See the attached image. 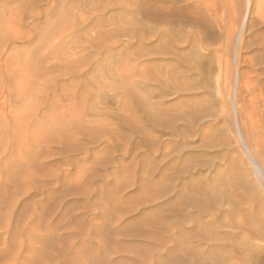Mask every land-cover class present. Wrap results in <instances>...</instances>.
<instances>
[{"label":"rangeland","instance_id":"1","mask_svg":"<svg viewBox=\"0 0 264 264\" xmlns=\"http://www.w3.org/2000/svg\"><path fill=\"white\" fill-rule=\"evenodd\" d=\"M191 1L0 0V264H264V0Z\"/></svg>","mask_w":264,"mask_h":264},{"label":"bare ground","instance_id":"2","mask_svg":"<svg viewBox=\"0 0 264 264\" xmlns=\"http://www.w3.org/2000/svg\"><path fill=\"white\" fill-rule=\"evenodd\" d=\"M178 1H179V0H178ZM192 1H194V0H192ZM192 1H191V2H192ZM204 2H205V1H204ZM204 2L202 3V1H201L202 4H205ZM173 3H174V2H173ZM187 3H188V2H187ZM195 3H196V2H195ZM61 4H62V3H61ZM185 4H186V2H185ZM188 4H189V6H190V4H194V3L192 2V3H188ZM198 4H199V3H198ZM198 4H197V5H198ZM206 4H207V3H206ZM208 4H209V3H208ZM208 4H207L206 6H205V5H204V6L207 7ZM54 5H55V4H54ZM54 5H53V6H54ZM171 5H172V4H170V6H171ZM173 5H174V4H173ZM173 5H172V6H173ZM199 5H200V4H199ZM216 5H217V4H216ZM172 6H171V7H172ZM174 6L176 7V8H175V10H176V9H178L177 7L180 6V5L177 6V4H176V5H174ZM181 6H182V5H181ZM186 6H187V5H186ZM189 6H188V8H190ZM193 6H194V5H193ZM193 6H192V7H193ZM209 6H210V5H209ZM212 6H213V5H212ZM49 7H50V6H49ZM171 7H170V8H171ZM182 7H183V6H182ZM182 7H181V8H182ZM192 7H191V9H193ZM168 8H169V7H168ZM173 8H174V7H173ZM195 8H196V7H195ZM201 8H203V7H201ZM261 8H262V7H261ZM171 9H172V8H171ZM171 9H170V10H171ZM183 9L185 10V8H183ZM183 9H182V10H183ZM197 9H199V7H198ZM206 9L209 10L208 7H207ZM51 10H52V9H51ZM173 10H174V9H173ZM173 10L170 11V16H171V12H172ZM180 10H181V9L179 8L178 11H180ZM186 10L188 11L189 9H186ZM193 10H195V9H193ZM193 10H192V11H193ZM207 10H206V12H208ZM210 10H211V9H210ZM213 10H214V8H213ZM47 11H48V10H47ZM156 11H157V10H156ZM202 11L204 12V10H202ZM214 11H216V9H215ZM189 12L191 13V11H189ZM189 12H188V13H189ZM195 12H198V11H195ZM203 12H201V13L203 14ZM210 12H212V11H210ZM256 12H257V11H256ZM49 13H50V12H49ZM163 13H164V12H163ZM173 13H174V12H173ZM177 13H178V12H177ZM193 13H194V11H193ZM193 13H192V15H193V17H194L195 14H193ZM259 13H260V12H259ZM45 14H46V13H45ZM174 14H175V13H174ZM174 14H173V15H174ZM198 14H199V13H198ZM202 14H201V15H202ZM46 15H47V14H46ZM166 15L168 16V14H165L164 16H166ZM175 15H176V14H175ZM180 15H181V11H180ZM186 15H187V14H186ZM205 15H206V13H205ZM205 15H204V16H205ZM208 15H209L210 17L207 16V15H206V16L210 18L209 21H210V24H211V28H212V26H215V27L218 29L217 31H218L219 34H220V37H219V38L221 39V45H219L218 47L212 48V47H214L212 41H211V43H209V41H208V43H209L210 46L212 45L211 48H212V50L214 51L215 57L217 56V59H218V58L220 59V55L222 54V52H226L227 50H225V49H227V47H228L229 44H232V43H229V42L234 41V40H233V36H234V35L232 36V34H233V32H234L233 30H234L236 27L234 28V21H233V19H232V20L230 19L229 21H228V19H226L228 22L225 23V22H223V20H222V18H221L220 16H218V17H220L221 19H218V18H217V16H216V15H217L216 12H215L214 14H213V13H208ZM256 15H257V14H256ZM190 16H191V15H190ZM196 16H199V15H196ZM196 16H195V17H196ZM180 17H182V16H180ZM193 17H192V18H193ZM258 17H259V16H258ZM166 18H167V17H166ZM168 18L170 19V17H168ZM185 18H186V17H185ZM199 18H200V20H202L201 17H199ZM209 18H208V19H209ZM225 18H226V17H225ZM45 19H46V18H45ZM73 19H74V18H73ZM159 19H161V21H162V19L164 20L163 17H162V18H158V20L156 21L157 23H158ZM190 19H191V17H190ZM195 19H196V18H195ZM259 19H260V18H259ZM83 20H84V19H83ZM137 20H138V19H137ZM179 20H180V19H179ZM203 20H205V19H203ZM47 21H48V20H47ZM89 21H90V20H89ZM139 21H140V20H139ZM165 21L167 22V20H164V21H162V23L164 22V24H165ZM182 21H183V20H182ZM184 21H187V18H186V20L184 19ZM184 21H183V23H182L183 25H185V24H184ZM190 21H191V20H190ZM196 21H197V19H196ZM81 22H84V21H81ZM90 22H91V21H90ZM156 22H154V23H155V26H156V24H157ZM187 22H188V21H187ZM198 22H199V21H198ZM198 22L194 23V25H192V26L195 27V29L197 28V29H199L201 32H203V36H204V35H205V37H206V35L208 36L207 33H209V36H210V31L208 32V29H206L204 26H200V25L203 24V22H202L200 25L198 24ZM207 22H208V20H207ZM205 23H206V22H205ZM224 23H225V25H224ZM242 23H243V22H242ZM69 24H70V23H69ZM81 24H82V23H81ZM81 24H79V25H81ZM83 24H84V23H83ZM89 24H90V23H89ZM158 24H159V23H158ZM172 24H173V23H172ZM77 25H78V23L76 24V23H74V21H73L72 25H71L70 27H68V29L66 28L65 30H66V31L69 30V32H73V31L77 28V27H76ZM79 25H78V26H79ZM101 25H103V24H101ZM166 25H167V23H166ZM166 25H165V27H168V26H169V25H168V26H166ZM205 25H206V24H205ZM84 26H85V25H84ZM103 26H104V25H103ZM185 26H187V25H185ZM209 26H210V25H209ZM160 27H161V26H160ZM165 27H164V28H165ZM189 27H190V26H189ZM189 27L187 26V28H189ZM102 28H103V27H102ZM142 28H144V26H143ZM150 28H151V27H150ZM154 28H156V27L153 26V28H151V29L153 30ZM168 28H169V27H168ZM182 28H183V27H182ZM182 28H181V29H182ZM187 28H183V29H185V31H187ZM241 28H242V27H241ZM92 29H93V28H92ZM99 29H100V28H99ZM148 29H149V28H148ZM156 29H157V28H156ZM160 29H161V28H160ZM165 29H166V30L164 31L163 28H162V30H163L165 36H168V38H169L170 41H172V40L174 41V39H173V34H175L176 32L174 31L175 33L171 34L173 31H172V32H169V30H168L167 28H165ZM189 29H190V28H189ZM192 29H193V28H192ZM192 29H191V30H192ZM195 29H194V30H195ZM197 29H196V30H197ZM65 30H64V31H65ZM81 30H82V29H81ZM89 30H90V29H89ZM143 30H144V32L146 31L145 29H143ZM143 30H142V31L139 30V33H138V34H140V31H141V33H144ZM162 30H161V31H162ZM235 30H236V29H235ZM62 31H63V30H62ZM62 31H61V32H62ZM76 31H77V30H76ZM238 31H239V30H238ZM61 32H60V34H61ZM149 32H151V31H149ZM190 32H191V31H188V33H190ZM192 32H195V31L192 30ZM196 32H199V31L197 30ZM82 33H84V32L82 31ZM145 33H146V32H145ZM145 33H144V34H145ZM199 33H200V32H199ZM234 33H235V32H234ZM71 34H72V33H71ZM131 34H132V33L128 34V36L131 35ZM138 34H137V35H138ZM153 34L156 35V37H157V36L162 37V35H164L163 33H162V35H161V34H160V31H158V30H157L155 33H153ZM191 34H193V33H191ZM191 34H189V35L191 36ZM195 34L197 35L198 33H195ZM219 34H218V36H219ZM237 34H238V33H237ZM68 35H69V34H68ZM85 35H86V34H85ZM142 35H143V34H142ZM146 35H147V33L145 34V36H146ZM154 35H153V36H154ZM62 36H63V35H62ZM133 36H134V34H133ZM135 36H136V35H135ZM135 36H134V37H135ZM140 36H141V34H140ZM143 36H144V35H143ZM165 36H163L162 38H164ZM176 36H177V35H176ZM187 36H188V35H187ZM187 36H185V38H186ZM192 36H193V35H192ZM197 36H198V35H197ZM199 36L201 37V35H199ZM218 36H217V37H218ZM231 36H232V38H231V40H230V37H231ZM129 37H130V38H128V39H131V40H132L133 37H132V38H131V36H129ZM178 37H179V36H178ZM180 37H181V36H180ZM200 37H198V39H199L198 42H197V41H196V42L194 41L195 38H194L193 41H192V44H196V48H197V50L195 51V53H197V54H195V55H197V56H198V54H200V53L202 52V50H204V49H205V50H208V49L210 50V46H208V43L206 42V41H207V40H206L207 38L205 39V37H204V42H206V43L204 44V43H202L203 40H202ZM58 38H59V37H58ZM64 38H65V37H64ZM136 38H137V40H138L139 37L137 36ZM162 38H160V40H162ZM183 38H184V37L182 36L181 40H183ZM196 38H197V37H196ZM61 39H62V41H63V38H61ZM61 39H60V40H61ZM86 39H87V38H86ZM86 39L83 40V43L85 42V45L87 44V47H94V48L96 47L97 49L99 48L98 50H99L100 52L103 51L104 44H102V43H97V45H95V44H93L92 42H89L90 39H88L87 41H86ZM158 39H159V38H158ZM178 39H179V38H178ZM178 39H175V40L178 41ZM189 39H190V38H189ZM189 39H188V41H189ZM217 39H218V38H217ZM220 39H219V40H220ZM60 40H59V41H60ZM139 40H141V39H139ZM148 40H149V39H148ZM164 40H165V39H164ZM184 40H185V39H184ZM184 40H183V41H184ZM191 40H192V37H191ZM196 40H197V39H196ZM205 40H206V41H205ZM208 40H209V39H208ZM91 41H92V40H91ZM173 41H172V42H173ZM179 41H180V40H179ZM179 41H178L177 43H181V42H179ZM57 42H58V39H57ZM57 42H55V43L57 44ZM60 42H61V41H60ZM237 42H238V41H237ZM239 42H241V38L239 39ZM127 43H129V42H127ZM174 43H175V42H174ZM182 43H183V42H182ZM184 43H185V42H184ZM188 43H189V42H188ZM190 44H191V43H189V45H190ZM238 44H239V43H238ZM126 45H127V44H126ZM217 45H218V44H217ZM235 45H236V44H235ZM169 46H171V45H169ZM190 46H192V45H190ZM82 47H83V46H82ZM192 47H193V46H192ZM194 47H195V45H194ZM194 47H193V48H194ZM234 47H235V46H234ZM238 48H239V47H238ZM240 48H241V47H240ZM163 49L168 50V48H162V50H163ZM83 50H84V51H83ZM105 50H106V49H105ZM141 50H142V49H141ZM141 50H139V52H140ZM159 50H160V49H159ZM173 50H174V49H173ZM200 50H201V51H200ZM237 50H238V49H237ZM237 50H236V53H237ZM85 51H86V48L83 47V48L79 51V54H80V52L83 53V52H85ZM91 51H92V50H91ZM88 52H90V51H88ZM157 52H158V49H157ZM157 52H156V53H157ZM168 52H169V51H164V50H163V52L160 51V52H158L156 55L159 54V56H160V55L162 54V55H161V57H162V56H164V54H165V55L168 54ZM170 52H171V51H170ZM210 52H211V51H210ZM86 53H87V52H86ZM173 53H174V52H173ZM189 53H190V52H189ZM207 53H208V51H207ZM207 53H206V54H207ZM236 53H235V54H236ZM175 54H176V53H175ZM181 54H182V53H181ZM186 54H187V53H186ZM204 54H205V53H204ZM206 54H205V56H206ZM208 54H209V53H208ZM77 55H78V54H77ZM176 55H178V53H177ZM176 55H175L174 57L177 58ZM192 55H193V54H192ZM200 55H201V54H200ZM226 55H227V54H226ZM228 55H229V54H228ZM237 55H238V54H237ZM84 56H85V55H84ZM134 56H135V55H134ZM168 56H169V55H168ZM182 56H184V55H181V57H182ZM234 56H235V55H234ZM238 56H239V55H238ZM80 57H81V56H80ZM170 57H171V55H170ZM174 57H172V58H174ZM181 57H180V59H181ZM185 57H187V55H186ZM199 57H201V56H199ZM202 57H203V55H202ZM208 57H211V56H208ZM236 57H237V56H236ZM242 57H243V56H242ZM82 58H83V56H82ZM164 58H166V57H163V59H164ZM168 58H169V57H168ZM172 58H169V62H170V59H172ZM182 58H183V57H182ZM187 58H188V57H187ZM189 58H190V57H189ZM203 58H205V57H203ZM140 59H141V58H140ZM200 59H201V58H200ZM219 59H218V60H219ZM237 59H238V58H237ZM165 60H167V59H165ZM172 60H174V59H172ZM205 60H208V59L206 58ZM205 60H204V61H205ZM209 60H210V59H209ZM238 60H239V59H238ZM238 60H237V61H238ZM251 60H252V59H251ZM251 60H250V61H251ZM178 61H180V60L178 59ZM178 61L176 60V62H178ZM183 61H185L184 58H183V60H182L181 62L183 63ZM186 61H187L186 64L183 63V64H185V68H184V69H186V71H191L190 73L195 72V73H194L195 76H196V74H198V75L201 76V74H204V72L206 71V72L208 73V74H207V73L205 72L206 80H207V78H208L209 80H210L211 78H214L215 81L218 83V81H219V77H223V75H225V73H226V71L222 68L223 66H221V64H220L218 61H216L217 64L215 63V65H217V67H216V66H215V67L213 66L214 69H212V68L210 67V65H207L208 67H206V68H202V65H201V63H200L202 60H201V61H198V60H197L198 62L195 61L194 63L191 61V59H190V60H186ZM188 61H190V62H188ZM204 61H203V62H204ZM210 61H211V60H210ZM210 61H209V62H210ZM235 61H236V58H235ZM237 61H236V63H238ZM246 61H247V59H246ZM171 62H172V61H171ZM176 62H175V63H176ZM182 63H181V65H182ZM139 64H140V63H139ZM177 64H178V63H177ZM179 64H180V63H179ZM202 64H203V63H202ZM206 64H208V63H206ZM210 64H211V62H210ZM165 65H166V64H165ZM167 65H168V64H167ZM167 65H166V66H167ZM175 66H176V65H175ZM143 67H144V66H143ZM161 67H162V66H161ZM176 67H177V66H176ZM183 67H184V65H183ZM183 67H182V68H183ZM182 68H179V67H178L179 71L182 72V70H181ZM143 69H144V68H143ZM159 69H160V68H158V70L155 71V74H154L155 76H154V75H153V76L159 78V76L162 75V76H164V77H166V78L164 79L163 82L160 81V80H158L157 78H154L153 80L156 82V84H163L161 87L164 86L165 88H167V87H169V86L171 87V86H173V84H174V86H175L176 88H178V89L181 91V88H179L180 85H179V84H178L179 86L177 85V81H178L180 78H183V77H179V79H178L176 76H174V77H176V78L173 77V75H175L176 72L179 73V71H178V70H173V68L171 69V67L168 68V69L173 70V72H171L170 70H169V71H168V70H165V71L163 70V72H161V71H159ZM174 69H175V68H174ZM204 70H205V71H204ZM186 71H185V72H186ZM174 72H175V74H174ZM183 73H184V72H183ZM186 73H187V72H186ZM188 73H189V72H188ZM188 73H187V75H188ZM190 73H189V74H190ZM213 73H214V77L209 78V77L211 76V74H213ZM184 74H185V73H184ZM206 74H207V75H206ZM244 74H245V73H244ZM190 75H191V74H190ZM190 75H189V76H190ZM198 75H197V77H198ZM208 75H209V77H207ZM138 76H139V75H138ZM171 77L174 78V82L176 83V85H175V83L172 84V82H173L172 80H173V79H172ZM191 77H192V78H197V77H193V75H192ZM191 77H189V79H190ZM203 77H204V75H203ZM200 78H201V77H200ZM161 79H162V78H161ZM171 79H172V80H171ZM176 79H178V80H176ZM185 79H186V78H185ZM253 79H254V78H253ZM162 80H163V79H162ZM175 80H176V81H175ZM180 80H181V81L183 80L182 83H184V78H183V79H180ZM201 80H202V78H201ZM158 81L161 82V83H158ZM199 81H200V80H199ZM199 81H197V83H198ZM211 81H212V79H211L210 81H208V82H211ZM213 81H214V80H213ZM215 81H214V82H215ZM252 81H253V80H252ZM170 82H171V84L169 85ZM253 82H255V81H253ZM178 83H179V81H178ZM199 83H200V82H199ZM199 83H198V84H199ZM201 83L203 84V81H202ZM205 83H206V87H207V81H206ZM205 83H204V84H205ZM219 83H220V82H219ZM237 83H238V82H237ZM204 84H203V86H204ZM168 85H169V86H168ZM219 85H220V84H219ZM244 85H245V84H244ZM156 86H157V85H156ZM200 86H202V85H200ZM203 86H202V87H203ZM214 86H216V85H214ZM198 87H199V86H198ZM206 87H203V88H206ZM219 87H220V86H218V88H219ZM173 88H174V87H173ZM176 88H175L174 90H176ZM193 88H194V87H193ZM208 88L210 89V87H208ZM208 88H207V89H208ZM214 88H217V87H214ZM218 88H217L216 90H219V89H220V88H219V89H218ZM186 89H187V88H186ZM194 89H195V88H194ZM194 89H193V90H194ZM196 89H197V88H196ZM207 89H206V90H207ZM166 90L169 91V88L166 89ZM171 90H172V89H170V91H171ZM179 90H178V91H179ZM182 90L184 91L185 89H182ZM188 90H189V89H188ZM193 90H191V88H190V91H193ZM164 91H165V90H164ZM170 91H169V93L171 94ZM172 91H173V90H172ZM178 91H177V93H179ZM166 92H167V91H166ZM185 92H186V90H185ZM194 92H195V90H194ZM218 92H219V91H218ZM220 92H221V91H220ZM220 92H219V93H220ZM236 92H237V91H236ZM169 93H168V94H169ZM172 93H176V92H172ZM201 95H202V94H201ZM235 97H236V96H235ZM262 102H263V101H262ZM153 103H154V102H153ZM262 104H263V103H262ZM263 105H264V104H263ZM235 108H236V107H235ZM251 108H252V107H251ZM252 109H253V108H252ZM252 109H251V110H250V108L245 109V112H244V117H245V120H246V122H245V128L248 130L247 132H248L249 135L251 136L250 138L256 140V142H258V141L260 142V140H261V137H260L261 133L259 134V130H260V129H259V126H260V125H258L259 123L257 124V119H258V121H260V120H259L258 117H257V119H255V118H256L255 116H258V115H257V114H256V115H253L252 113H253L254 110L252 111ZM234 111H235V110H234ZM141 112H142V111H141ZM98 115H101V114H98ZM96 116H97V114H96ZM96 116H95V117L93 116L94 118H93V117L91 118V122H92V123H93L94 121H95V123L97 122L98 118H97ZM100 118H101V117H100ZM103 121H104V120H102V122H103ZM89 122H90V121H89ZM100 122H101V121H100ZM102 122H101V123H102ZM97 123H99V122H97ZM99 124H100V123H99ZM99 124H98V125H99ZM260 124H261V123H260ZM237 125H238V122H237ZM104 127H105V126H104ZM175 127H176V126H175ZM260 127H262V126H260ZM186 129H187V128H186ZM178 130H179V129H178ZM237 131H238V130H237ZM185 132H186V131H185ZM238 132H239V131H238ZM239 133H240V132H239ZM240 135H242V134H240ZM141 139H142V138H141ZM239 139H240V137H239ZM240 140H241V139H240ZM156 141H157V140H156ZM244 142H245V140H244ZM259 142H258V143H259ZM157 143H158V142H157ZM106 144H107V143H106ZM241 144H242V143H241ZM244 144H245V143H244ZM244 144H243V145H244ZM246 145H247V144H246ZM128 146H129V145H128ZM243 147H244V146H243ZM246 148H247V151H248L249 148H248V147H246ZM244 149H245V148H244ZM255 149H256V148H255ZM245 151H246V150H245ZM247 154H248V157H249V151L247 152ZM250 155H251V154H250ZM249 158H250V157H249ZM252 161H253V160H252ZM253 162H254V161H253ZM9 224H10V223H9ZM5 225H6V227H7V224H5ZM9 228H10V227H9ZM21 231H22V230H21Z\"/></svg>","mask_w":264,"mask_h":264}]
</instances>
